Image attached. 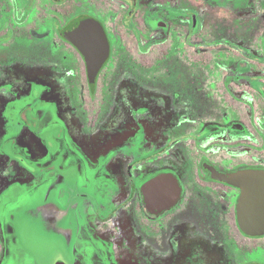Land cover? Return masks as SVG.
<instances>
[{"label": "flooded vegetation", "instance_id": "af4514ba", "mask_svg": "<svg viewBox=\"0 0 264 264\" xmlns=\"http://www.w3.org/2000/svg\"><path fill=\"white\" fill-rule=\"evenodd\" d=\"M80 25L108 47L92 77ZM127 38L137 54L209 49L212 83L185 57L183 76L163 83L118 77L137 66L113 62ZM250 60L264 66V0H0V264H39L14 226L24 196L68 228L51 229L62 239L44 264H264V234L237 224L240 189L212 176L264 170V72L250 74ZM158 176L168 191L145 195Z\"/></svg>", "mask_w": 264, "mask_h": 264}, {"label": "rangeland", "instance_id": "374dc122", "mask_svg": "<svg viewBox=\"0 0 264 264\" xmlns=\"http://www.w3.org/2000/svg\"><path fill=\"white\" fill-rule=\"evenodd\" d=\"M124 45L123 46V52H119V55H115L114 57V63L121 64V67H123L124 60L129 61H135L137 66L136 69L133 68L132 71H130V68H124L120 69L118 72V77L120 74H123L124 76H129L131 73L136 75L137 83H163L167 79V75L172 76L173 74L179 75L180 77L183 76L181 73V67L183 64L182 57H185L187 61H198L201 60L203 63L206 64L204 68L198 67L200 73L198 77V83H212L210 75H213V70H211V55L209 52V49L207 52H199L197 50L192 49L191 47H186L184 50V56L179 57L178 54L168 51L167 45L164 43L154 45L152 48L148 50L146 54H137L135 41L131 38H127L123 40ZM232 54V53H231ZM234 55V54H233ZM199 63V62H198ZM190 68L192 67L190 63L188 64ZM250 68L248 69V72L252 75H257L258 73L264 72V66L262 64H258L254 61H249ZM141 66L143 68H141ZM210 67V68H209ZM135 69V70H134ZM187 75L190 73V70L188 69L187 65L185 66ZM170 71V73H169ZM113 72H111L110 68H106L103 73H101L99 78V85L101 83H106L108 78H110V75H112ZM116 73V72H114ZM74 83H85V74L84 70L82 68V62L78 59V57L75 56L74 61ZM134 75V77H135ZM221 76V74H219ZM217 77L216 83H222L221 79ZM186 77V76H185ZM188 80L189 77H186ZM117 82V81H116ZM119 83V82H117ZM136 83V82H135ZM219 91H224L223 87L219 85L217 88ZM86 102L88 103V111H92V103H90V100L87 99V96H85ZM231 108L238 113L244 112V107L242 104L230 101ZM67 117V116H66ZM61 119V118H60ZM62 120V119H61ZM70 120V119H69ZM63 122H66L65 120H62ZM72 122H77L75 120H71ZM70 122V121H69ZM63 127L62 122L58 121V130ZM13 130L11 133H14L16 131ZM58 133H62L60 131ZM12 135V134H11ZM8 155L11 154L10 158H12V155L19 154L18 150L15 149H8L7 150ZM46 189V185L42 184L39 186V192H44ZM27 192V191H25ZM9 195L6 196L9 198H14L18 191H16V188H12L9 191ZM26 196L20 198L18 200V204L15 206V228L17 232V238L19 240V244H21L25 249L30 252L29 255H35L39 256V264L45 263V258L47 257V254L49 253V249L52 248L53 245L56 243L58 244L59 241H61V237L54 236L50 231L54 227L60 232V231H68V228L66 225H64V219H60L56 222H51L50 224L52 226L49 227V223L42 220L39 216H34L30 210L32 209V202H31V196L28 198L27 202H22L25 199ZM13 206V205H12ZM38 212V211H37ZM67 221V217H66ZM48 226V228L46 227ZM50 229V230H49ZM70 231V230H69ZM68 233V232H67ZM20 245V246H21ZM31 255V256H32ZM30 257V256H27Z\"/></svg>", "mask_w": 264, "mask_h": 264}, {"label": "water", "instance_id": "95a60500", "mask_svg": "<svg viewBox=\"0 0 264 264\" xmlns=\"http://www.w3.org/2000/svg\"><path fill=\"white\" fill-rule=\"evenodd\" d=\"M80 34L82 38L77 45L83 50L88 61L89 75L92 77L96 72L100 60L107 51V43L105 38H92L91 25H80ZM83 43H86L83 44ZM94 48L95 52L90 53L85 49ZM213 178L222 180L230 185L240 189V194L237 201V224L239 228L246 234L257 236L264 234V170L261 169H245L235 171L230 174H221L213 169ZM166 176H158L153 181L149 182L145 187L144 193L151 196L156 193L161 186L163 192L168 191L170 182ZM167 199V198H166ZM165 197L160 200L163 202L161 206H166Z\"/></svg>", "mask_w": 264, "mask_h": 264}]
</instances>
